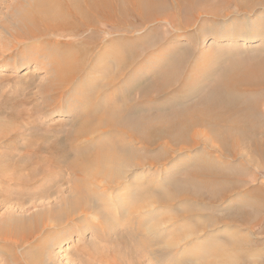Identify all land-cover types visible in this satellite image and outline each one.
<instances>
[{
    "label": "bare ground",
    "instance_id": "1",
    "mask_svg": "<svg viewBox=\"0 0 264 264\" xmlns=\"http://www.w3.org/2000/svg\"><path fill=\"white\" fill-rule=\"evenodd\" d=\"M17 2L18 7L8 24L15 43H22L26 39L41 45L49 38L46 44L61 48L65 54L61 68L52 67L53 72L46 88L69 89L80 77L91 76L94 71L104 67L112 68L114 73L106 74L104 80L98 79L95 86H86L92 103L77 115V135L84 133L99 137L100 133H104V138L80 146L79 152L68 163L76 173L72 181V193L67 196L68 201L64 198L53 207H43L27 221L2 218L0 231L8 234L12 244L27 242L48 215H54L58 221L78 209L82 213L88 212L90 190L81 182L85 178L84 174L96 186L116 187L120 183L118 179L124 178L127 172L122 166L127 164L137 169L147 162L150 165L160 164L161 159L166 160L177 152L190 153L187 154L188 166L177 169L186 170V178L176 180L173 184L169 181V186L151 187V191L142 195L144 199L153 197L163 204L171 203L178 197L181 203H188L190 209L200 212L207 211L208 206L215 202H227L223 207L227 211L222 220H218L229 223L230 219L247 225L254 221L264 223V180L259 185L245 187L257 174L262 173L264 177V47H257L256 53L249 56L241 55L238 49L233 53L222 51L205 65L199 63L202 53L191 51L182 45L184 42L177 41L173 48H168L169 41L182 37L187 39L193 34V29V32L198 33L195 40L201 41L209 33L219 36L221 30H226L229 36L239 37L241 45L245 44L252 39L253 31L245 28L244 21L226 26L224 19L241 13L247 15L264 5V0ZM158 22H165L175 31L174 35L167 37L164 33L162 36L153 33L151 26ZM262 24L264 21L256 26ZM216 25H220V28ZM221 25L225 26L224 29ZM153 45H156L160 55L151 56L142 64L143 73L129 78L124 76L125 72L141 64L139 60ZM221 56L223 60H219ZM187 79H191L189 84L186 83ZM116 86L125 90V93L116 96L109 92L105 94L106 89ZM163 101L167 105L160 103ZM113 102L117 104L113 105ZM154 147L157 151L153 162H145L142 154ZM57 162L52 161L55 166ZM9 165L0 166V173L9 168L20 171L23 167L11 164L12 167L10 165L8 168ZM29 167L26 181L20 176L11 178L19 183L31 182L38 174ZM100 177V181H94ZM41 187L45 191L49 188L48 185ZM33 189L15 191L17 194H28ZM98 213L101 215L103 211ZM204 215L195 214L196 221L192 224L196 226L195 222L205 219ZM2 223L5 226L2 227ZM237 231L233 232L232 238L222 242L221 239L214 242L218 241V237L212 239L214 243L212 246L210 243V248L201 247L202 252L216 251L210 252L212 256L209 258L192 260L189 254L183 253L173 264H237L242 259L239 258V249L245 248L250 242ZM192 234H185L179 241L166 243L167 247L178 248L182 240ZM148 240L147 243L145 240L141 243L143 250L149 254L157 252L158 249H153L152 244L158 242L148 243ZM190 247L192 249L195 246ZM21 254L25 262L35 258L30 252ZM22 259L16 250L10 251L8 262L13 260L14 264H27Z\"/></svg>",
    "mask_w": 264,
    "mask_h": 264
},
{
    "label": "rangeland",
    "instance_id": "2",
    "mask_svg": "<svg viewBox=\"0 0 264 264\" xmlns=\"http://www.w3.org/2000/svg\"><path fill=\"white\" fill-rule=\"evenodd\" d=\"M17 3V0H0V166L16 164L23 167L19 171L10 169L9 165L8 170H2L0 173V220L3 218L27 221L34 215L33 213L43 207H53L58 204V200L64 198L68 201L67 196L72 193V181L76 176L68 163L82 146L104 138V133H100L99 137L84 133L78 136L77 115L83 113L84 107L92 103L87 87L95 86L98 79L104 80L106 74L114 72L112 68L104 67L94 71L91 76L80 77L69 89L46 88L53 68H61L65 54L61 48L47 45L49 38L41 45L26 39L23 40L24 43H15L8 24L18 7ZM241 14L225 18L224 21L226 26L233 22L244 21L245 28L253 31L252 39L243 45L240 44L239 37L229 36L226 30L221 29L220 37L209 33L203 40H195L198 38V33L193 32V29L191 31L193 34L187 39L182 37L169 41L168 48H173L177 41L184 42L182 45L189 47L191 51L202 53L199 60L201 65L207 64L222 51L233 53L238 49V52L244 56L255 54L257 47H264V24L260 27L256 26L264 21V5L247 15ZM244 16L247 17L243 20ZM216 26L220 28V25ZM221 27L224 29L225 26L221 25ZM152 28V32L158 36L164 33L169 37L175 32L166 26L165 22H158L152 25ZM155 47L156 45L151 46L147 54L139 60L141 64L138 63L139 66L134 67V70L125 72L124 76L129 78L134 74L143 73L142 64L153 56L160 55ZM223 59L224 57H219V60ZM187 80L186 83L189 84L191 79ZM108 92L116 96L125 93V90L116 86L106 89L105 94ZM160 103L167 105L165 101ZM116 104L113 102V105ZM156 151L155 147L147 149L142 154V158L145 162H153ZM187 154L190 153H173L166 160L160 158V164L150 165L147 162L137 169L126 164L122 166L127 169L125 177L118 179L120 183L116 187L96 186L97 184L84 174L85 178H82L81 182L90 190L88 212L82 213L78 209L58 221L54 215H48L45 223L43 222L44 226L42 223L39 230L30 235L27 242L20 245L12 244L10 242L12 239L9 240L8 234L1 230L0 264H14L13 260L11 263L8 262L11 250H16L18 256L23 258L22 262L27 264H173L183 253L189 254L192 260H204L212 256L210 252L216 253V251L202 252L201 247L210 248L212 239L217 237L218 241L214 242L230 239L237 229L239 230L237 232L250 241L245 248L239 249V258L243 261L241 259L237 264H264L263 221H254L247 225L229 219V223H224L221 220L227 211L223 209L227 202H215L208 206L207 211L200 212L190 209L188 203H181V198L178 197L174 198L176 200L173 199V202L171 200V203L169 201L163 204L153 197L150 200L144 199L142 195L151 191V187L166 185L169 181L173 184L176 180L186 178L187 171L177 169L188 166ZM52 161H58V165L55 166ZM29 166L38 174L31 182L19 183L11 178L15 175L14 177L20 176L26 181ZM101 179L100 177L99 180L94 181ZM263 180L262 173L257 174L255 179L246 183L245 187L247 189L259 185ZM43 185H48L49 188L45 191L41 187ZM28 188H34V191L28 194L19 192L17 194L15 191H28ZM101 210L103 214L100 215L98 212ZM203 211L206 212L205 215ZM195 214L205 217L199 223L195 222L196 226L193 225L197 217ZM184 224L190 226L184 227ZM3 226L5 224L2 223ZM188 227L190 230H187ZM192 227L197 229V233ZM185 234H192L189 242L188 238L182 240L178 248L167 247L166 243L179 241ZM148 239H150L148 243L158 242L152 244L153 249H158L157 252L153 251L149 254L143 250L141 243H144L143 240L147 243ZM191 245L195 247L191 249ZM29 252L35 258L25 262L26 259L21 253Z\"/></svg>",
    "mask_w": 264,
    "mask_h": 264
}]
</instances>
